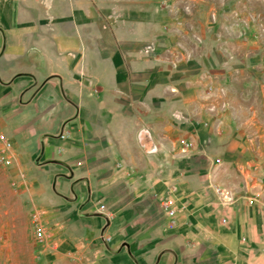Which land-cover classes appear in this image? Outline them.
I'll return each instance as SVG.
<instances>
[{
    "label": "crops",
    "instance_id": "1",
    "mask_svg": "<svg viewBox=\"0 0 264 264\" xmlns=\"http://www.w3.org/2000/svg\"><path fill=\"white\" fill-rule=\"evenodd\" d=\"M162 13L159 0H0V131L18 190L20 159L80 163L72 203L39 212L45 240L77 264H264V127L252 123L264 101L248 124L227 111L211 125L198 96L212 74L174 53ZM130 144L143 145L135 168Z\"/></svg>",
    "mask_w": 264,
    "mask_h": 264
},
{
    "label": "rangeland",
    "instance_id": "2",
    "mask_svg": "<svg viewBox=\"0 0 264 264\" xmlns=\"http://www.w3.org/2000/svg\"><path fill=\"white\" fill-rule=\"evenodd\" d=\"M159 3L171 35L180 42L174 53L181 52L195 66L202 63L204 71L212 74L199 78L198 96L211 125L218 124L227 111L229 115L233 111L247 114L241 119L242 124L246 123L248 113H258L259 102L264 101V0H159ZM177 62H181L179 58L169 61L171 66ZM259 116L252 123L264 127V117ZM131 146L130 157L126 159L135 168L143 162L136 151L143 145ZM20 160L28 179L27 188L21 191L17 179L11 180L17 167L10 168L12 175L0 167V264H77L50 242L35 239L31 215L45 211L48 206H58L57 202L63 198L72 203L71 172L80 163L70 161L62 166L57 159L47 160L39 155ZM116 160L117 165L124 163L119 157ZM144 163L151 167L152 158H146ZM127 170L125 175L129 179L138 175L133 166ZM62 182H69L70 186L63 190ZM104 194L96 199V204L104 202Z\"/></svg>",
    "mask_w": 264,
    "mask_h": 264
},
{
    "label": "built area",
    "instance_id": "3",
    "mask_svg": "<svg viewBox=\"0 0 264 264\" xmlns=\"http://www.w3.org/2000/svg\"><path fill=\"white\" fill-rule=\"evenodd\" d=\"M13 164V156L11 153V145L8 139L6 138L5 134L0 131V167H4L5 169L10 168V166ZM19 178H22V173L18 172L15 173V175L11 176V180H16ZM212 192L214 193L215 197L221 201L222 203H230L233 200V195L231 192L219 185H213L212 186ZM161 208L165 211V214L168 218V226H172L173 223V215H174V209L171 206V202L166 200L164 202L160 203ZM98 209L100 211H104V205L102 203L98 204ZM31 221H32V228L34 230L35 239L39 240V242L46 241V237L44 234L43 226H42V219L41 214L37 211L33 212L31 215ZM221 222H224V219H221ZM42 245V244H41Z\"/></svg>",
    "mask_w": 264,
    "mask_h": 264
}]
</instances>
